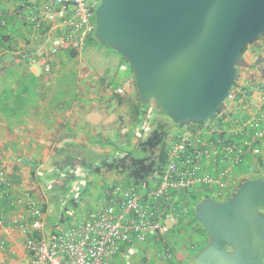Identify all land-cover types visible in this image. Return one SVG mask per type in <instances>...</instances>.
<instances>
[{"label":"crops","instance_id":"crops-1","mask_svg":"<svg viewBox=\"0 0 264 264\" xmlns=\"http://www.w3.org/2000/svg\"><path fill=\"white\" fill-rule=\"evenodd\" d=\"M23 1H31L40 14L46 8L43 0H0V193L5 195L0 212L29 224L33 216L28 202L34 201L43 209L44 237L49 240L94 210L110 184L128 183L127 175L107 171L106 165L125 154L139 156V146L153 127L147 128L142 107L135 108V76L121 69L126 62L119 53L99 43L92 45L95 55L72 57L73 50L50 54L51 39L62 30H37L35 23L20 18L16 12ZM243 61L237 70V102L228 103V110L239 116L236 108L245 105V114L256 117L264 110V41L250 45ZM252 69L256 74L250 75ZM153 113L152 125L158 120ZM247 140L240 137V144ZM251 141L261 154L248 156L246 166L255 176L245 180L264 178V136ZM240 170L242 175L245 166ZM203 232L194 239L201 246L208 241ZM190 238H178L175 264H192L194 253L185 247ZM26 239L15 224L1 228L0 264H30ZM159 251L154 242L132 246L112 262L165 264Z\"/></svg>","mask_w":264,"mask_h":264},{"label":"built area","instance_id":"built-area-1","mask_svg":"<svg viewBox=\"0 0 264 264\" xmlns=\"http://www.w3.org/2000/svg\"><path fill=\"white\" fill-rule=\"evenodd\" d=\"M43 2L46 8L40 14L31 1H23V14L18 16L35 23L37 30L44 26L62 30L51 39L50 54L68 50L82 54L95 34V11L101 0ZM121 69L131 70L128 63L121 65ZM255 69L257 72L258 67ZM46 71H51L49 63ZM254 73L252 69L250 75ZM117 92L122 93L123 89ZM236 102L235 83L214 118L204 123L190 121L169 135L167 163L157 179H149L146 187L129 182L110 184L94 210L76 226L45 239L43 209L29 201L33 216L29 224L0 212V229L11 223L19 227L27 237L25 248L30 264H113V258L126 248L153 242L160 248L162 261L170 264L177 259L178 238L189 242L191 236L193 240L185 247L197 255L203 242L196 243L194 239L202 236L204 230L196 216L198 202L205 198L230 199L247 177L255 176L246 166L248 156L261 154L251 140L264 136V110L256 117H248L247 108L242 105L236 108L240 110L239 116L233 117L228 109ZM240 137H248L245 145L240 144ZM242 166L245 171L240 175ZM261 172L264 175V170ZM4 198L0 193V203ZM0 244L4 246L3 242Z\"/></svg>","mask_w":264,"mask_h":264},{"label":"water","instance_id":"water-1","mask_svg":"<svg viewBox=\"0 0 264 264\" xmlns=\"http://www.w3.org/2000/svg\"><path fill=\"white\" fill-rule=\"evenodd\" d=\"M95 39L119 53L141 103L175 124L222 109L245 47L264 33V0H101ZM264 180L243 182L227 201L205 198L196 216L209 243L193 264L264 263Z\"/></svg>","mask_w":264,"mask_h":264},{"label":"trees","instance_id":"trees-1","mask_svg":"<svg viewBox=\"0 0 264 264\" xmlns=\"http://www.w3.org/2000/svg\"><path fill=\"white\" fill-rule=\"evenodd\" d=\"M22 9L23 7L20 8L19 12H16L17 15L20 16L21 13L23 14ZM258 41H264V33L250 45H253L255 42ZM249 46L244 48L242 56L237 62V70H239L240 67H243L245 65L243 61V56L247 53ZM76 54H78L76 51H71L70 53L72 57L77 56ZM131 72L134 75L132 70ZM261 72L262 75L264 76V68L261 69ZM151 103H153V105ZM151 103L147 105H143L139 97L137 104L135 103L136 110L137 111L140 110L139 106H141L142 108L140 112L142 113L143 116H147L146 118L147 128L153 127L152 133L144 141H142L139 146V150L141 154L137 157L133 156L132 154H125L117 161L108 163L106 165L107 171H114L120 174L127 175L128 182L134 184L135 186L143 185L144 187H146L149 184L148 182L149 179H157L158 173H160L163 170V167L167 163L168 137L171 129L174 128L172 127L171 123L173 122L171 121V119H169L168 117L158 115L154 107L155 103L153 101ZM152 112H154V114L158 118V120L155 122L154 125H152L153 121L151 120ZM188 123L190 122H186L181 125L175 123L173 124H175V128H179ZM199 123H204V122H199ZM261 211L264 213V208H262ZM203 247H201L199 250L200 251L203 250L204 249ZM193 261L194 259L191 262L192 264ZM170 264H175V262Z\"/></svg>","mask_w":264,"mask_h":264},{"label":"rangeland","instance_id":"rangeland-1","mask_svg":"<svg viewBox=\"0 0 264 264\" xmlns=\"http://www.w3.org/2000/svg\"><path fill=\"white\" fill-rule=\"evenodd\" d=\"M94 36V35H93ZM91 37L89 40H88V44H87V47H86V49H85V53H84V56H87V55H95L96 54V52H94V50L92 49V45H97V44H99V42H97L96 41V39H95V36L94 37ZM99 45H102V44H99ZM118 55V54H117ZM120 55V54H119ZM101 59L103 60V58L101 57ZM88 61L89 62H91L89 59H88ZM152 105H153V103H151ZM155 107V106H154ZM153 116H156L154 113H153ZM172 124V127H174L175 128V124H173V123H171ZM174 132L175 133H177L178 132V128H175L174 129ZM92 154V153H91ZM67 214V216L70 218V214H68V213H66ZM68 223H64L63 225L64 226H66ZM65 228V227H64ZM64 228H62V229H64ZM189 230H191L190 228H189ZM205 239H207L208 241H209V239L207 238V237H205ZM207 241V243H206V246H207V244L209 243ZM204 246V245H203ZM206 246H204L203 248H205ZM198 252V251H197ZM196 252V253H197Z\"/></svg>","mask_w":264,"mask_h":264},{"label":"flooded vegetation","instance_id":"flooded-vegetation-1","mask_svg":"<svg viewBox=\"0 0 264 264\" xmlns=\"http://www.w3.org/2000/svg\"><path fill=\"white\" fill-rule=\"evenodd\" d=\"M203 233L205 234L204 237H207L209 239L208 234L205 231Z\"/></svg>","mask_w":264,"mask_h":264}]
</instances>
